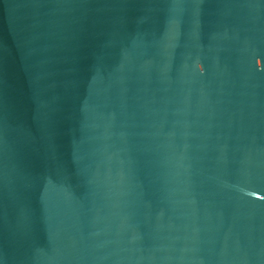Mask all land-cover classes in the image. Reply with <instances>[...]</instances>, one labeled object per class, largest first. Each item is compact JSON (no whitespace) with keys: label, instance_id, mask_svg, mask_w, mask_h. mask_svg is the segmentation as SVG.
Instances as JSON below:
<instances>
[{"label":"water","instance_id":"1","mask_svg":"<svg viewBox=\"0 0 264 264\" xmlns=\"http://www.w3.org/2000/svg\"><path fill=\"white\" fill-rule=\"evenodd\" d=\"M0 264H264V0H0Z\"/></svg>","mask_w":264,"mask_h":264}]
</instances>
